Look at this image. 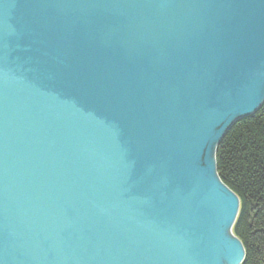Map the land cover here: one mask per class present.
<instances>
[{
	"label": "water",
	"instance_id": "water-1",
	"mask_svg": "<svg viewBox=\"0 0 264 264\" xmlns=\"http://www.w3.org/2000/svg\"><path fill=\"white\" fill-rule=\"evenodd\" d=\"M263 102L264 0H0V264H240Z\"/></svg>",
	"mask_w": 264,
	"mask_h": 264
},
{
	"label": "trees",
	"instance_id": "trees-1",
	"mask_svg": "<svg viewBox=\"0 0 264 264\" xmlns=\"http://www.w3.org/2000/svg\"><path fill=\"white\" fill-rule=\"evenodd\" d=\"M215 163L218 177L239 199L232 233L244 248L240 264H264V102L225 132Z\"/></svg>",
	"mask_w": 264,
	"mask_h": 264
}]
</instances>
